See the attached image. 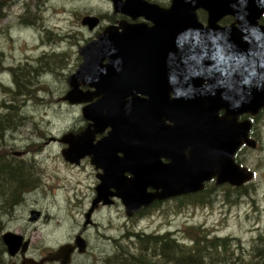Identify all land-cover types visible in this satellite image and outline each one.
<instances>
[{"label":"water","instance_id":"obj_1","mask_svg":"<svg viewBox=\"0 0 264 264\" xmlns=\"http://www.w3.org/2000/svg\"><path fill=\"white\" fill-rule=\"evenodd\" d=\"M112 1L116 12H123L133 18L140 14L149 16L155 12L161 21L159 11L152 8L140 11L143 6L158 8L147 0ZM189 1H192L191 6L187 5ZM258 1L260 0H242L241 10L237 12L234 8L222 9L223 0H174L172 8L166 10V23L156 21V25L149 28L140 23L124 21L117 26H107L96 39L80 47L83 62L77 72L68 77L69 90L63 99L69 104H75L89 102L95 96H101L96 102L83 108V114L94 121L95 128L91 129L89 126L79 137L74 136L73 132L65 134L61 140L68 144L63 155L70 162H78L88 154L94 155L93 159L96 161H107L110 164L109 169L105 165L104 173L98 175L101 182L96 187V202H108L109 195H118L122 198L127 213L133 215L142 206H150L154 200L200 190L204 187V181L213 176L217 177L218 183L229 181L236 185H242L252 178V172L235 164L232 155L242 139L246 138L247 129L239 132L233 127L232 120L219 118L217 113L221 107L226 106L234 119L238 113L250 110V93L253 95L250 83L254 78L251 79L250 76L245 88L235 94H218L216 89L214 93L199 95L198 99L194 97L193 104H189V101L185 105L187 97L177 96L174 101L169 100L165 93V101L164 95L157 94V91L164 89H157L155 78L158 79V75L152 72L151 77H147L145 72L148 64H154L150 62L152 52L169 61L176 58L179 73L185 72V66L189 65V71L195 80L202 77L207 81L204 88L218 87L223 82L222 78H226L224 74L229 72L235 73L237 77V73L250 71L264 74V25H258L257 10L262 8L258 7ZM200 6L209 12L207 26L198 21L195 11ZM184 9H189L190 13L186 14ZM176 12L178 22L175 25L178 26V31L172 26L173 23L170 24V15L176 16ZM225 13L238 16V21L245 24L243 28L234 24L226 28L220 26L219 20ZM186 17L187 22L181 20ZM98 22L97 16L91 14L82 19V24L89 29H93ZM183 23L188 24L189 29L181 28ZM235 33L241 36L238 39L228 37ZM106 58L109 59L104 64ZM157 68V71H162L161 67ZM233 73L226 81H233ZM187 76H182L179 80L188 84L186 81L192 78ZM237 77L235 82H238ZM261 79L264 80V76ZM80 83L95 85L98 90L96 93L85 92L80 88ZM186 84L180 86L186 88ZM138 92L150 95V99H137ZM242 92L250 93L242 106H235V98ZM258 95L260 108L264 105V90L258 88ZM161 116L169 118L174 124H165ZM107 126L113 128L110 135L103 141L92 144L95 134ZM191 139L194 142L193 150L191 155H185ZM218 144L225 155H208V152L212 153V147ZM117 150L130 152L127 154L130 162L138 160L142 155L140 164H143L140 168L138 164L132 167L134 178L129 181L119 177L117 169H111L115 166L111 163L117 162L111 155H117ZM160 157L170 158V161L163 162ZM142 181L144 187L141 186ZM150 186L156 189L155 192L148 191ZM111 187H116L117 191L108 192ZM22 239L16 233L8 232L3 235L12 254L17 251ZM76 248L80 252L86 250V241L81 236L77 237L74 244L60 246L46 260H59L62 264H69Z\"/></svg>","mask_w":264,"mask_h":264},{"label":"rangeland","instance_id":"obj_2","mask_svg":"<svg viewBox=\"0 0 264 264\" xmlns=\"http://www.w3.org/2000/svg\"><path fill=\"white\" fill-rule=\"evenodd\" d=\"M112 11L110 0H0V104L8 98L1 86L16 88L12 67L26 63L36 65L39 57L48 59L49 54L63 53L57 68L44 69L37 85L31 86L37 96L21 97L25 123L17 131L9 132L0 142V149L4 148V152L13 155L23 152L28 145L35 152L40 149L38 146L43 145L41 154L35 159L41 168L43 186L41 190L28 194L27 199L39 202L50 218L30 223L23 215L10 224L13 229L33 238L34 245L38 247L37 254L40 249L57 248L74 237L84 222L74 209L76 203L72 199L88 200L94 193L96 177L93 169L64 164L61 144L52 137H61L81 116L80 109L63 97L69 90L68 77L77 67L79 47L95 33L82 24V19L87 13ZM20 80L25 81L24 77ZM15 138L18 141L14 143ZM260 157L264 164V157ZM248 161L255 163L253 158ZM259 174L255 189H244L246 196L232 200L231 205L229 201L222 204V196L228 192L222 188L216 193L219 198L213 192L207 204L195 203V206L178 208L175 202L165 203L136 221L125 219L122 209L115 207L109 235L97 236L94 231H89V252L85 256H77L73 264H103L102 257L113 258L117 251L114 241L125 244L130 239L123 241L112 237L132 228L149 233L170 232L182 239L183 230L200 225L211 236L232 237L236 254L241 256L243 251L249 260L253 251L264 244V240L258 239L260 234H264V168Z\"/></svg>","mask_w":264,"mask_h":264},{"label":"flooded vegetation","instance_id":"obj_3","mask_svg":"<svg viewBox=\"0 0 264 264\" xmlns=\"http://www.w3.org/2000/svg\"><path fill=\"white\" fill-rule=\"evenodd\" d=\"M110 1L112 4V7H113V11L111 13H108V12L106 14H98V13H94V12L87 13V14L97 16V18L99 19V22L93 29H90V31L95 32V33L93 34V36H90L88 39H86L84 44L88 43L89 41H91L93 39H96V37L100 33H102L107 26H111V25L117 26V25H120L121 22L127 21L129 23H140L146 27L151 28V27L156 25V21H160L158 18L159 15L157 17L154 14L155 12L149 14V16H146L144 14H140L136 18H133L132 16L125 14L123 12H116L114 2L112 0H110ZM123 1H126V0H123ZM147 1H149L150 3L156 4L158 6V8L143 6L140 9V11L144 8H152V10H155L157 12L159 11L158 13L160 14V19H161L160 23L161 22L166 23V21H167V16H166L167 11L166 10L168 8H172V6L174 4V0H147ZM255 1H257V0H255ZM258 2H259L258 7H262V8H259V10H257V15H259L258 25L260 24L263 26L264 25V2H263V0H260ZM190 4L192 5V1L187 2V5L191 6ZM222 4L224 7L222 9L226 10V7H228V10H231V8H234L235 11L238 12L241 10L242 0H223ZM251 6H254V4H251ZM255 7L257 8V5H255ZM147 11H149V10H147ZM142 12H143V10H142ZM184 12H186V14H188V13H190V10L184 9ZM195 12H196L198 21L201 22L204 26H207L208 25V19H209V12L207 11V9L200 6L197 8V10ZM175 15L176 16L173 15L174 18H173V16L170 15V18H171L170 24L173 23L172 26L174 28H177L178 26L175 25L176 21L178 22L177 12ZM254 16H256L255 13H254ZM237 17L238 16H236V15H233L230 13H227V14L225 13L220 18L219 24H220V26H222L224 28L229 27V26H233V24L235 26L240 25V27L242 26V28H243V26L245 24L243 25L240 21H238ZM106 20L108 21L107 23H105ZM181 20L187 22L188 18L186 17V18L181 19ZM187 25L188 24L183 23L181 28L187 30V29H189V26H187ZM177 31H178V28H177ZM175 33H177V32H175ZM239 36H241V35L236 34V33L232 34L231 36H230V34L228 35L229 38H237V39ZM81 46L82 45H80V47ZM80 47H79V49H80ZM150 54H151L150 62H154V64L153 65L148 64L146 66L147 68H146L145 73H146L147 77H151L152 72H155V75H158V79H156L154 77L157 84H158L157 89H159L161 87H164V89H162L161 91H157V94H161V96L164 95V97H165V93H166L168 99L174 100V101H176L177 96L187 97V98H185V100H186L185 105H187L189 103V101H191V103H189V104H193L194 100H195L194 97L197 98L201 94H211V92L214 93V91L216 89H218V91H217L218 94H223V95L224 94H227V95L235 94V92H239V91H241V89L245 88L244 86L247 84V79L250 76H251V79L254 78L253 81H251V83H250L251 90L253 89L251 91L253 93V95H251V93L249 92L250 93V101H251V104L249 106L250 110H245L243 112L238 113V115L234 119H232L233 115H232V113H230V111L227 109L226 106L221 107L217 113V116L219 118H225L228 120H232L233 127L236 128L239 132H241V131L245 132V129H247L246 138L242 139L241 144L232 153V155H233V159H234L235 164H239L241 167H245L252 172V174H253L252 178L250 180L246 181L242 185H236V184H233L229 181L218 183L217 177L213 176L210 180L204 181V187L200 190H197L194 192H188V193H184V194H179V195H174V196H171L169 198L162 199V200H154L150 206H148V207L142 206L133 215H129L127 213V208H126L122 198L119 197L118 195H109V197H108L109 201L108 202H105V200H100L99 202H96L95 199L98 195L96 187L101 182L98 175L104 173L105 165H106V168L108 167L107 169H109L110 164L108 165L107 161L106 162L96 161L93 159L94 155H88V154L81 157L78 162H70V161L66 160L64 155H63V151H64V149H66L68 147V144L61 140L65 134H69V133L73 132L74 136L79 137L89 126H91V129L95 128L93 126L94 121L91 119H88L83 114V108L85 106L96 102L101 97V96H95L89 102L72 104V105H75V107H78V109H80L81 116H80L79 120L77 121V123L74 124L73 127L68 128V130L64 134H62L61 137H59V138L52 137L53 139H55L56 141H58L61 144V154H62V157L64 158L63 163L65 162L67 165H69L70 167H74V168L83 167V168L87 169L90 166L93 169V171L95 172V177H96V185L94 188L93 196L91 198H89L88 200H84V199L80 200L79 198H77V192L74 193L75 197L78 200V201L77 200L75 201L74 199H72V202L76 203V205H75L76 208H74V209H76L77 212H79V215L82 216L84 223L82 224L80 229L74 234V237L70 238V240L68 242L60 244L57 248L51 249L50 247H47V248L40 249L39 253L37 254L36 251H38L37 250L38 247L34 245L33 238L31 236H29L27 233L25 235L21 231H17L11 227L10 224L14 220L18 219L19 216H23V215L27 216L30 223L34 222V221H41V220L50 218V214L45 212V210L42 208V206L39 204V202H36L35 200H28L27 199L28 194H30L31 192H37V191L41 190V187L43 186V177L40 173L41 168L37 165V161L35 162L37 155H40L42 152V146L43 145L38 146V148H40V149L36 152L33 151L32 147L28 145L25 147L23 152L15 153L16 155H13L12 153L7 154L6 152H4V148L0 149V172H5V173H8L10 176H12V174H10V173H12V171H13V172H15L14 176L17 175L18 180L22 181V185H16L15 189L12 188L11 186H7V185L2 186V188H0L1 191H3V192L5 191L8 193H10L14 189L12 191L13 194L11 197L7 198V197H4L2 194L0 195V239H1V242L3 244V250H4V254H3L4 255V264H62V262L59 260H52V261L46 260V257H48L50 253L56 252L60 248V246H62L63 244H67V243L74 244L77 237L81 236L86 241V250L84 252H80L79 249L76 248L73 251V253L71 255V260L69 263V264H73L75 262V258L77 256H85V255H87V252H89L90 241H89V238L87 237V233L89 231H91V230L94 231L97 236L100 234H102L104 236L109 235L108 231L112 226L113 209L115 207H117L118 209H122V214L125 217V219H128V221H129V219L136 221V220L140 219L141 217L145 216V214H147V212H149L150 210L157 208V207H160V206L164 205L165 203L175 202V204H176L175 206L178 208L195 206V203L196 204H199V203L207 204L209 202L210 197H211L213 192L216 195L218 190L224 188V189H227L228 192H227V194L222 196V204L226 205V203L228 201L230 204L232 202V200H236L237 198L241 199L243 196H246L244 194L245 191H243L244 189L250 188V187H251V189H255V187L257 186L256 182L259 180V175H260L259 171L261 168H264L263 161L261 160V157H260V156L264 157V105H262L260 108H258V99H259L258 88H261L264 90V80L261 79V77H263L264 74L263 73H257L254 71H250L249 73L248 72L247 73H237L238 74V77H237V75H235V73H233V72H229L227 74L223 73L224 75H226L225 76L226 78L225 79L222 78L223 82L220 83L218 87L216 86V87L204 88L203 86L207 85V81L205 79H203L202 77L197 78V79H199V81H197V79L195 80L189 71V65L185 66V72L179 73L178 72V65L175 62L176 58H173L172 61H169L166 58H160L158 56H155L154 54H152V52H150ZM155 54L157 55V53H155ZM77 59H78L77 67L73 73L77 72L81 63L83 62V57L79 53V50H78ZM108 59L109 58L104 59L103 63L106 64L108 62ZM157 67H161L162 71H160V72L157 71V69H159ZM225 71H227V69H225ZM231 73H233V75H235V77H237L238 82H235V77H233V81L232 80L226 81V79L228 77H230ZM165 74L167 75V77H165ZM182 76H187V77H190L192 79L190 81H186L188 83V84H186V83L182 82L183 80H181V79L179 80V78ZM182 84H186L185 85L186 88L180 86ZM199 85H201V86H199ZM233 86H234V88H233ZM195 87H197V89H195ZM80 88L83 89V91H85V92L88 91L91 93H96L98 90L95 85L82 84V83H80ZM228 91H229V93H227ZM249 93L248 92H242V93L238 94L235 98V106L241 105L242 102L244 100H246L247 95ZM136 97H137V99H139V98H141V99L143 98L144 100L150 99V95H148V94L146 95L145 93H140V92H138L136 94ZM217 97H219V95H217ZM128 98L131 99L132 96H128ZM165 101H167L166 97H165ZM227 103H229V101H227ZM231 103L233 104V99H231ZM181 104L183 105V103H181ZM248 105H249V103H248ZM161 118L165 121V124H167L169 126H172L174 124V122L169 120V118H167V117L164 118V116L163 117L161 116ZM102 129H103L102 131H99L95 134V137L93 139L92 144H97L102 139H105L106 137H108L110 135V133L113 130L112 126H107L106 128H102ZM207 133H205V135H207ZM17 141H18L17 138H15L14 143ZM193 147H194V142L191 139V142H189V144L186 148L187 152L185 153V155H191ZM219 147H220L219 144H218V146L212 147V153L210 154L208 152V155H225L220 151L221 147L220 148ZM116 154L117 155H111V157L113 159L117 160V162L111 163V165H115V166H112L111 169H117L118 173H116V174L119 175V177L122 176L124 181L131 180L132 178H134V174L132 172V169H133L132 167H134V166L136 167V165L138 164L139 168H140L143 164V163L140 164L142 155H141V158H139L138 160L130 162L129 160H127V156L130 154V152L126 153L125 150H123V151L117 150ZM138 157H140V156H138ZM249 158H253L255 163L253 164V163L249 162L248 161ZM160 160H163V162H168V161H170V158H161L160 157ZM126 161L128 164L126 163ZM103 164H104V166H102ZM34 165L37 167V170H36L37 172L34 170ZM205 167H209V165H205ZM141 186L144 187V182H143V185L141 183ZM155 190L156 189L154 187H151V186L148 187V191H150V192H155ZM227 190H225V192ZM230 190L232 191V193H229ZM115 191H117L116 187H111L108 190V192H110V193L111 192L114 193ZM216 197L219 198L217 195H216ZM72 202L66 201L65 203H72ZM34 215H37L35 219H33ZM8 232L9 233H16V234H19L20 236L23 237V239L20 240V243H19L20 246L18 247L17 251L14 254L9 252V247L7 246V244L3 240V235L5 233H8ZM146 234L161 235L164 233H160V232L159 233H156V232L149 233L146 230H140V229L138 230L135 228H132L131 230H127V232H125V233L121 232L120 235H122V237H120V235H118L117 237H112V238L113 239H122L123 241L130 239V242L124 244L121 242L118 243L117 241H114V244H116V246H117V251L114 254V256L119 255V254H123L126 251H128L127 249H124L123 246L128 245V246H130V250H134V247L136 246L134 241L137 239V237H142ZM217 236L233 239L232 237H229V236H220V235H217ZM258 239L264 240V234H260ZM25 242H26V246H25ZM110 258H111V256H109L107 258L102 257L101 261L104 260L103 264H116V263H113V260L115 257L111 258V259Z\"/></svg>","mask_w":264,"mask_h":264},{"label":"trees","instance_id":"obj_4","mask_svg":"<svg viewBox=\"0 0 264 264\" xmlns=\"http://www.w3.org/2000/svg\"><path fill=\"white\" fill-rule=\"evenodd\" d=\"M62 56L63 53L49 54L48 59L45 56L37 58L36 65L26 63L11 68L16 88L1 84L8 98L3 99L0 104V142L9 132L17 131L25 123L26 116L22 115L24 103L21 102V97H36L31 86L37 85L39 75L44 69L55 70L57 62L63 59ZM20 77H24L25 81L21 82ZM14 173L12 171L10 176L8 173L0 172V188L7 185L15 189L16 185H22V181L18 180ZM12 191L8 193L0 190V195L8 198L12 196ZM134 243L136 245L134 250H130L128 245L123 246L128 251L115 255L113 261L120 264H264V244L253 251L252 262L247 261L246 253L243 251L242 258L236 254L237 248L234 247L233 239L211 236L201 225L187 227L183 230L182 239L167 232L161 235L146 234L137 237ZM3 254L0 239V264H4Z\"/></svg>","mask_w":264,"mask_h":264},{"label":"bare ground","instance_id":"obj_5","mask_svg":"<svg viewBox=\"0 0 264 264\" xmlns=\"http://www.w3.org/2000/svg\"><path fill=\"white\" fill-rule=\"evenodd\" d=\"M235 240V239H234ZM234 249V248H233ZM251 252V251H250ZM253 254V253H252ZM112 257V256H111ZM239 257H241V256H239ZM246 257V256H245ZM252 257V256H251ZM250 257V260H247V261H251V259H253V258H251ZM242 258V257H241ZM258 258H259V256H258ZM111 259V258H110ZM246 260V259H245ZM238 261V260H237ZM252 262V261H251Z\"/></svg>","mask_w":264,"mask_h":264}]
</instances>
